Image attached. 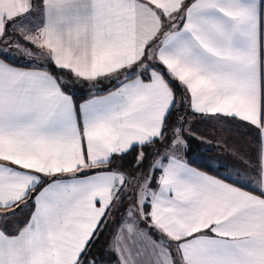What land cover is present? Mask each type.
Here are the masks:
<instances>
[{
	"label": "snow or ice",
	"instance_id": "6c2138e0",
	"mask_svg": "<svg viewBox=\"0 0 264 264\" xmlns=\"http://www.w3.org/2000/svg\"><path fill=\"white\" fill-rule=\"evenodd\" d=\"M189 117L256 164L193 167ZM114 211L117 264H264V0H0V264H99Z\"/></svg>",
	"mask_w": 264,
	"mask_h": 264
},
{
	"label": "crops",
	"instance_id": "0c3cea01",
	"mask_svg": "<svg viewBox=\"0 0 264 264\" xmlns=\"http://www.w3.org/2000/svg\"><path fill=\"white\" fill-rule=\"evenodd\" d=\"M12 52L15 54L16 49L13 48ZM10 58L13 59L14 63L22 64L25 62V59L22 58L20 54H18L16 58H14V55ZM36 63H43V61L37 60ZM75 84L78 86V92L79 90L82 91V87H85V85L80 82H75ZM98 87L101 86L98 85ZM86 90H89V88ZM89 92L91 91L89 90ZM189 123H192L191 129L195 126L197 127L195 130H192V132L190 131L191 134H194L193 137L201 143V145L196 146V149L202 151V154L207 155L214 167H219L220 170H222V173H219L220 176H229V174H231L232 178L235 179V173L238 168L246 167L244 160L236 155L237 151H239L241 156L247 158L251 162V165L256 164L258 141L254 129L217 125L214 122H207L199 117H190ZM192 166L196 167L194 164H192ZM234 166H238V168ZM249 171L253 172V169L249 168ZM248 187H250V185H246V189ZM26 211L24 212L25 218ZM114 212L119 213L116 211ZM19 217L20 216H17L16 218Z\"/></svg>",
	"mask_w": 264,
	"mask_h": 264
},
{
	"label": "trees",
	"instance_id": "16d2710c",
	"mask_svg": "<svg viewBox=\"0 0 264 264\" xmlns=\"http://www.w3.org/2000/svg\"><path fill=\"white\" fill-rule=\"evenodd\" d=\"M104 87H107V85L105 84ZM86 89L85 87H82V91L79 90V92L77 91L75 93H72L77 103H83L84 100L88 99L94 94V91L89 92V90ZM103 94L106 93H101V95ZM182 95H184L183 91L178 90L177 99H179ZM174 120L175 116L172 117L170 123H172ZM197 145H201V143L195 137L192 136L189 153V158L192 161V164H194L196 167H200L202 170L210 169V173L212 174H219L220 168L214 167L208 156L202 154V151L196 149ZM116 163L117 165H119L120 161H117ZM132 163V157L129 156L125 161H123V164L125 166L124 170L126 172L136 174V170L132 167ZM144 171L145 173H147V169H145ZM112 233V230L106 227L103 231V234L99 236L98 241L95 243V246L91 250V255L97 258L99 264L117 263L116 259L112 256V249L109 246V241L112 236Z\"/></svg>",
	"mask_w": 264,
	"mask_h": 264
},
{
	"label": "rangeland",
	"instance_id": "374dc122",
	"mask_svg": "<svg viewBox=\"0 0 264 264\" xmlns=\"http://www.w3.org/2000/svg\"><path fill=\"white\" fill-rule=\"evenodd\" d=\"M37 62V60L35 61ZM70 87L73 88L72 93H75L78 91V86L74 83L72 85H70ZM87 88V87H86ZM88 89V88H87ZM190 122V118L188 120V123ZM190 125H192V123H189ZM197 127H193L192 129H190V131L192 132V130H195ZM219 168V167H216ZM220 172L222 173V170H220ZM120 213H115L113 212L110 216V223L107 225V227L112 230V232H114L116 230V222L119 219ZM25 219V213H21L19 218H16V220H24ZM9 231H13V229H9ZM109 245H110V241H109Z\"/></svg>",
	"mask_w": 264,
	"mask_h": 264
},
{
	"label": "water",
	"instance_id": "95a60500",
	"mask_svg": "<svg viewBox=\"0 0 264 264\" xmlns=\"http://www.w3.org/2000/svg\"><path fill=\"white\" fill-rule=\"evenodd\" d=\"M16 57H18V54L15 53V54H14V58H16Z\"/></svg>",
	"mask_w": 264,
	"mask_h": 264
}]
</instances>
